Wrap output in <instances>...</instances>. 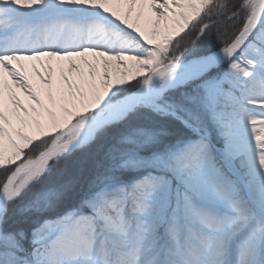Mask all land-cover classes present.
I'll return each mask as SVG.
<instances>
[{"label":"snow or ice","instance_id":"obj_1","mask_svg":"<svg viewBox=\"0 0 264 264\" xmlns=\"http://www.w3.org/2000/svg\"><path fill=\"white\" fill-rule=\"evenodd\" d=\"M0 264H264V0H0Z\"/></svg>","mask_w":264,"mask_h":264}]
</instances>
